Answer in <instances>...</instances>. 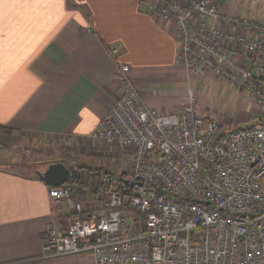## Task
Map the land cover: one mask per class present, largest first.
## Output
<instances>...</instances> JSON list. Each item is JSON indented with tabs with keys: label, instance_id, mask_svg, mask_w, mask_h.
<instances>
[{
	"label": "built area",
	"instance_id": "1",
	"mask_svg": "<svg viewBox=\"0 0 264 264\" xmlns=\"http://www.w3.org/2000/svg\"><path fill=\"white\" fill-rule=\"evenodd\" d=\"M154 14L177 27L178 66L245 94L257 121L226 129L198 112L192 95L176 112L149 109L109 47L121 93L92 137L130 152L133 164L100 174L87 191L49 187L64 228L51 222L41 254H88L94 264H264V20L224 14L219 0H158Z\"/></svg>",
	"mask_w": 264,
	"mask_h": 264
},
{
	"label": "crops",
	"instance_id": "2",
	"mask_svg": "<svg viewBox=\"0 0 264 264\" xmlns=\"http://www.w3.org/2000/svg\"><path fill=\"white\" fill-rule=\"evenodd\" d=\"M157 2L0 0V128L57 140L69 150L68 163L52 162L63 163L71 178L85 166L80 157L107 146L92 134L121 93L109 47L117 48L118 62L129 67L149 109L176 112L192 95L198 112L218 119L209 111L222 99V89L226 95L233 89L229 99L246 108L252 100L241 98L245 94L210 74L193 75L178 66V30L155 16ZM219 4L224 14L264 20V0ZM236 55L250 64L247 54ZM219 122L225 128L226 122ZM28 168L0 162V264H94L88 254L42 256L46 228L51 222L64 228L63 209L51 204L49 187ZM87 180L66 184L87 191Z\"/></svg>",
	"mask_w": 264,
	"mask_h": 264
},
{
	"label": "rangeland",
	"instance_id": "3",
	"mask_svg": "<svg viewBox=\"0 0 264 264\" xmlns=\"http://www.w3.org/2000/svg\"><path fill=\"white\" fill-rule=\"evenodd\" d=\"M231 90L234 94L235 91ZM226 92L222 89L220 92L222 99L217 106H213L214 108L210 111L207 110V112L209 111L212 113L211 115L218 116L219 120L226 122V129L252 127L257 121L253 102L248 103L247 107L243 108L239 105L240 102L236 103L237 99L235 100L234 97L230 100L229 93L226 95ZM241 98L246 99L247 96L244 95ZM248 99L250 98L248 97ZM68 152L69 150L55 139H44L34 134L12 132L6 128H0V162L6 165H17V167H23L24 164H27L28 173L31 175L37 170L43 171L48 164L59 158L64 159L63 162L67 164L68 162L64 157L68 158ZM78 161L79 165L84 164V167L100 171L97 175L74 171L78 182L82 183L88 177L87 181L93 183L100 174H116L129 170L133 164V156L128 151L107 145L106 147L99 146V151H96L95 154L80 157Z\"/></svg>",
	"mask_w": 264,
	"mask_h": 264
},
{
	"label": "water",
	"instance_id": "4",
	"mask_svg": "<svg viewBox=\"0 0 264 264\" xmlns=\"http://www.w3.org/2000/svg\"><path fill=\"white\" fill-rule=\"evenodd\" d=\"M35 175L48 187H59L70 179L69 169L61 162L48 164L43 171H35Z\"/></svg>",
	"mask_w": 264,
	"mask_h": 264
},
{
	"label": "trees",
	"instance_id": "5",
	"mask_svg": "<svg viewBox=\"0 0 264 264\" xmlns=\"http://www.w3.org/2000/svg\"><path fill=\"white\" fill-rule=\"evenodd\" d=\"M74 171L85 172V173L90 174V175H97V174L100 173V171H98L97 169H90V168H87V167L79 166L76 170L72 171L71 178L69 180L70 183H73V182L77 181V177L75 176Z\"/></svg>",
	"mask_w": 264,
	"mask_h": 264
}]
</instances>
